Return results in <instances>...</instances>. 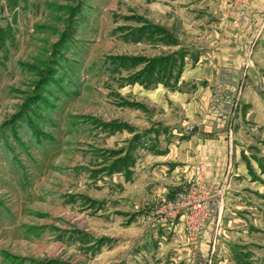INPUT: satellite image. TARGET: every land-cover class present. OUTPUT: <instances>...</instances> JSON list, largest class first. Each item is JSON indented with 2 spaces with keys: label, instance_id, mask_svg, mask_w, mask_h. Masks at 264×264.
<instances>
[{
  "label": "rangeland",
  "instance_id": "374dc122",
  "mask_svg": "<svg viewBox=\"0 0 264 264\" xmlns=\"http://www.w3.org/2000/svg\"><path fill=\"white\" fill-rule=\"evenodd\" d=\"M253 1L228 0L235 8ZM159 2V12L150 7ZM201 6V17L184 19L177 0H0V264H146L145 224L191 188L203 202L180 210L175 224L183 219L199 244L214 223L202 264L225 251L234 264H264V139L238 146L252 189L239 187L243 178L232 175L239 164L229 157L224 182L236 185L228 195L201 163L178 166L161 121L179 118L173 95L185 93L197 105L188 138L232 144L240 129L242 79L178 90L194 29L216 23L218 1ZM150 44L172 51L158 56ZM159 85L170 93L165 111L146 93ZM153 131L158 139H146ZM152 145L154 158L146 154ZM225 218L247 236L244 246L221 242Z\"/></svg>",
  "mask_w": 264,
  "mask_h": 264
},
{
  "label": "crops",
  "instance_id": "0c3cea01",
  "mask_svg": "<svg viewBox=\"0 0 264 264\" xmlns=\"http://www.w3.org/2000/svg\"><path fill=\"white\" fill-rule=\"evenodd\" d=\"M177 1L182 5L179 12L184 19L193 15L197 18L201 17L202 11L198 10L202 7L203 0H194V3L192 0ZM214 1L211 0V3H214ZM217 1L219 9L216 7L211 9V13L216 16V23L199 24V29H194L196 34L194 41H189L191 50L184 56L185 69L179 79L178 90L194 81H202L204 79L226 78L233 81L242 79V95L238 96L242 100V111L244 113L241 112L238 122H236L240 129L237 131L235 140L233 139L232 144H230L229 140L223 136L216 137L218 139H206L200 134L188 138L189 134L185 127L192 122L190 120L193 116L192 112H196L195 108L197 105L192 100L188 101L185 93L173 95L178 102L179 118L173 120L166 115L165 119L161 121L164 127H170L166 136L171 135L169 139H175L168 149L174 148L172 155L177 154L179 157L175 161L178 166H182L186 170L187 167L193 166L195 168L194 164L201 163L204 171H206L205 176L212 183L218 185L217 187H220L221 183H225L226 191L224 193H228L227 190L236 185L233 181L227 182V185L224 182L228 177L229 157H233L232 164L234 167V164H239L240 159H242L238 148L239 145L252 146L251 148L254 146L256 148L252 140L254 139L255 142L256 139H264V0H255L250 4L243 3L236 8L229 4L228 0ZM192 5L195 6L194 9ZM150 7L159 12L162 5L159 2L151 4ZM222 8L225 13L220 16L218 14L222 11ZM236 9L240 10L241 14H247L251 22H244L241 20L242 18H236ZM233 17L236 18L238 23H232ZM184 30L186 33L191 32L190 30ZM184 37L188 39L186 35ZM150 46H156L159 49L157 52L158 56L161 53L163 56L165 53L172 51L171 47H166L162 44H150ZM193 61H195L194 65H192ZM237 88L242 87L239 86ZM167 90L163 85H159L158 88H152L151 91L146 90L147 95L151 99L160 103V111L167 110L165 103H162L165 94L170 96ZM202 104L205 105L206 102L203 101ZM137 124V126L141 125L138 122ZM139 128L150 129L149 127L141 126ZM141 133L142 131L136 135H141ZM146 139H158L157 134L153 131L147 135ZM160 139L167 141L163 135ZM166 147L167 142H164L163 145L160 143L159 150L163 151ZM152 149L153 145L147 149L146 154L154 158L155 153ZM151 151H153L152 154ZM163 161L167 165H163L160 168L162 169L161 172L166 174L169 172L165 170L169 166V162L165 159ZM154 162L153 160V170L158 168V166L154 165ZM235 167L236 170L232 175L243 178V183L241 184L240 182L239 187L252 189L253 185L256 184L255 181H252L254 175L249 174L248 169L246 170L242 164L235 165ZM258 173H261L260 169L257 175ZM172 174H174V170ZM231 194L228 193V195ZM232 214L236 215L235 212H232ZM227 218H225L226 220L223 219L224 221L221 220L222 227L218 229L219 235L222 234L220 237L221 242L230 244V247L231 244L244 246L247 236L241 233L239 229H236L235 225H230L229 221L235 222V219L229 218L228 220ZM239 220L237 223L241 222V219ZM145 225L147 255L144 262L146 264H202L201 261L209 257L210 234L213 232L214 223L209 225V233L204 236L199 244L189 240L183 219L169 227H162L161 221L158 219H154L153 222L147 221ZM226 227H229V230ZM196 246H198V250H196ZM225 254L217 255L214 261L215 264H234L233 261L229 262L228 254Z\"/></svg>",
  "mask_w": 264,
  "mask_h": 264
},
{
  "label": "built area",
  "instance_id": "2783aa9c",
  "mask_svg": "<svg viewBox=\"0 0 264 264\" xmlns=\"http://www.w3.org/2000/svg\"><path fill=\"white\" fill-rule=\"evenodd\" d=\"M247 1V0H240ZM199 191L196 188H191L189 192L185 195H180L173 202L164 203L162 207L158 210L156 215L158 214V220L165 223L167 225H173L175 223V219L180 210L185 207H190L191 209H197L200 204L203 202L202 199H199ZM198 212H201L198 210ZM177 213V214H176Z\"/></svg>",
  "mask_w": 264,
  "mask_h": 264
}]
</instances>
